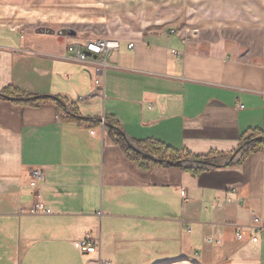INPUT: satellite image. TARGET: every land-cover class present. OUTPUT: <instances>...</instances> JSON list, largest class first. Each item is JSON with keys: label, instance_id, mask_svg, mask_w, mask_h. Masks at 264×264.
Returning a JSON list of instances; mask_svg holds the SVG:
<instances>
[{"label": "crops", "instance_id": "obj_1", "mask_svg": "<svg viewBox=\"0 0 264 264\" xmlns=\"http://www.w3.org/2000/svg\"><path fill=\"white\" fill-rule=\"evenodd\" d=\"M255 4L264 17V0H0V264H264V25L184 40L192 11ZM85 37L119 49L101 91L76 105L92 95L93 71L66 49ZM112 123L133 146L182 160L235 157L195 175L141 169L109 136ZM34 202L50 214L18 213ZM252 213L258 241L239 242ZM86 237L93 254L76 246Z\"/></svg>", "mask_w": 264, "mask_h": 264}, {"label": "built area", "instance_id": "obj_2", "mask_svg": "<svg viewBox=\"0 0 264 264\" xmlns=\"http://www.w3.org/2000/svg\"><path fill=\"white\" fill-rule=\"evenodd\" d=\"M172 35H175V31H171ZM196 35V32L186 29L184 32V40H188L191 36ZM128 48H133V44H128ZM119 49V41L116 39L108 38H97V39H81L79 41L69 42L67 45V54L68 57L77 62L82 66H86L92 69V86L93 93L92 95L86 97H77L75 99V104H82L90 100L95 96L103 87V79L105 70L108 68V59L110 56ZM241 106H239L240 108ZM66 117L69 115V110H65ZM246 146H241L239 151H242ZM235 157V156H234ZM207 161H216L207 160ZM227 162V160H226ZM225 162V163H226ZM217 163V162H216ZM224 163V164H225ZM223 164V163H218ZM43 171L40 169H35L31 172V186L37 187V182L43 179ZM184 192L181 193V196H184ZM18 213L20 215H36L44 214L49 215L50 210L44 207L40 202H34L29 206H25L19 209ZM251 225L246 229H240L239 232L235 235V238L239 242H244L245 236L244 233L248 234L247 242L256 243L258 241V234L263 226L260 224L258 217L252 213L251 215ZM209 242V241H208ZM78 250L83 254H93L97 251L98 244L95 241L88 239L87 237L78 241L76 244Z\"/></svg>", "mask_w": 264, "mask_h": 264}, {"label": "rangeland", "instance_id": "obj_3", "mask_svg": "<svg viewBox=\"0 0 264 264\" xmlns=\"http://www.w3.org/2000/svg\"><path fill=\"white\" fill-rule=\"evenodd\" d=\"M258 1V0H257ZM231 5V4H230ZM201 7H204L205 5H200ZM215 3L209 4L208 7L215 8ZM264 6V4H263ZM250 9L241 10V11H232V10H206L201 9V11H192L191 13L196 16H192L194 19V24H197L196 26L192 28H186L190 29V31L196 32V35H198L199 30H207L208 33L218 32L219 34H223V30H226V34H231V30H233V35L237 36H251L255 35L254 30L263 29V28H255L251 29L252 24H263L264 25V17L261 16L260 18V12L258 11V5L255 4V8H251L252 5H249ZM198 13L201 14L202 18L198 15ZM261 15H263L261 13ZM235 18H240L239 23L241 24L240 27L242 28H230V27H223L222 25L225 23L233 22ZM244 26H243V24ZM220 26V27H217ZM222 26V27H221ZM237 30V31H236ZM223 36V35H221ZM87 38V37H85ZM90 39V38H87ZM108 39H114V38H108Z\"/></svg>", "mask_w": 264, "mask_h": 264}, {"label": "trees", "instance_id": "obj_4", "mask_svg": "<svg viewBox=\"0 0 264 264\" xmlns=\"http://www.w3.org/2000/svg\"><path fill=\"white\" fill-rule=\"evenodd\" d=\"M0 97L3 99H8L6 95L0 94ZM18 95H12V97H9V100L14 102L15 104H28V102H31L32 100L27 99L28 101H22L20 98H18ZM58 99V98H57ZM59 105L62 104L61 100L56 101ZM76 118V114L74 111H72L69 108V115L67 116V119H74ZM111 127L115 128L117 131H119L115 124H111ZM115 131V130H114ZM116 132V131H115ZM109 136L123 149L125 154L129 156V158L137 164V166L141 169H147L151 165H157L156 162H153L151 160H148L147 158H144L135 152H133L130 148L126 146L124 143L123 138L120 136L118 132L114 133L113 131H109ZM142 154H145L146 156L153 157L157 159L158 161H168V162H177L181 161L182 158H180L176 152L169 151L167 149H163L161 146H158L156 143H144L143 145H138L136 147ZM187 160L183 159L182 161ZM194 161H203V160H194ZM214 162V161H212ZM219 162V161H215ZM184 171L190 172L192 174H198L202 170L200 168H183Z\"/></svg>", "mask_w": 264, "mask_h": 264}, {"label": "water", "instance_id": "obj_5", "mask_svg": "<svg viewBox=\"0 0 264 264\" xmlns=\"http://www.w3.org/2000/svg\"><path fill=\"white\" fill-rule=\"evenodd\" d=\"M51 99H53L55 101L58 100L57 98H51ZM25 101H28V100H25ZM105 127L109 128L111 130H115L116 132H118L120 134L119 131H117L115 128L109 126L108 124L107 125L105 124ZM124 143L133 152H135L136 154H138V155H140V156H142L144 158H147L148 160H151V161L156 162V163L161 164V165L173 166V167H177V168H194V167H196L198 165L207 166V168H219V167L223 168V167L227 166L228 164H230L232 162L233 158H234V156H233L232 158L227 160V162L225 164H218V163H215V162H212V161H210V162L209 161H194V160H191V159H187V160H184V161L181 160V161H177V162L158 161L157 159H155L153 157L146 156L145 154H142L135 146H133L131 143H129L125 139H124Z\"/></svg>", "mask_w": 264, "mask_h": 264}]
</instances>
